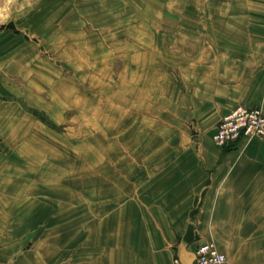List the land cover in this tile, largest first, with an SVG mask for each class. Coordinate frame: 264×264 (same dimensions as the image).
<instances>
[{
    "label": "crops",
    "instance_id": "0c3cea01",
    "mask_svg": "<svg viewBox=\"0 0 264 264\" xmlns=\"http://www.w3.org/2000/svg\"><path fill=\"white\" fill-rule=\"evenodd\" d=\"M69 2L0 0V264H53L56 258L39 254V221L63 213L68 220H100L99 264H172L182 245L196 255L204 244H214L232 264H264V140L229 150L214 143L218 124L234 109L264 110V0L229 5L244 13L238 21L209 16L206 25L217 29L223 22L231 34L202 38L212 46L180 62L182 87H164V104L180 116L149 120L146 160L132 170L130 194L120 178L98 185L89 178L82 201L76 180H60L50 164L59 149L42 142L44 127L34 115L44 92L53 102L59 98L55 59L73 68L77 56L91 59L70 47L60 53L59 36L39 37V28L75 24L61 20ZM45 44L55 50L49 54ZM134 60L133 69L143 70L140 54ZM133 139L140 150V137ZM53 194L67 196L66 204ZM46 232L74 235L70 227ZM88 259L84 264H92Z\"/></svg>",
    "mask_w": 264,
    "mask_h": 264
},
{
    "label": "rangeland",
    "instance_id": "374dc122",
    "mask_svg": "<svg viewBox=\"0 0 264 264\" xmlns=\"http://www.w3.org/2000/svg\"><path fill=\"white\" fill-rule=\"evenodd\" d=\"M69 3V12H61V20L75 24L39 28V37L51 42L52 37L59 36L64 41L58 45L60 53L70 47L77 55L85 53L91 59L77 56L72 61L74 68L68 66L67 60L53 61L61 71L59 98L53 102L48 97L50 93L44 92V106L39 108V115L46 120L45 123L39 119L44 127L39 130L43 131L42 142L59 149V155L49 158L50 164L58 167L60 180H76L80 201L89 178L97 181L96 185L100 180L115 182L120 178L128 194L133 168L146 160L149 120L162 123L170 116H180L178 108L164 104V87H182L180 62L190 59L197 48L212 46L204 44L202 38L231 34L220 21L243 19L242 11L229 7L243 4V0H70ZM186 4L189 6L184 11ZM212 6L221 8L210 11ZM213 15L215 20L221 19L220 28L206 25ZM232 31L235 35L237 29ZM55 46L45 44V51L50 54ZM138 54L143 60V70L133 69V59ZM138 136L140 150L133 149V137ZM51 196L65 204L68 200L64 194ZM63 215L66 217L59 220L39 221V254L44 253L50 260L56 258L53 264H84L88 257L92 264H99L100 220L87 222L79 217L68 220L67 214ZM68 227L74 235L46 234L51 229ZM42 229L44 233L40 234ZM160 255L163 258L164 254ZM172 264H178L174 254Z\"/></svg>",
    "mask_w": 264,
    "mask_h": 264
},
{
    "label": "built area",
    "instance_id": "2783aa9c",
    "mask_svg": "<svg viewBox=\"0 0 264 264\" xmlns=\"http://www.w3.org/2000/svg\"><path fill=\"white\" fill-rule=\"evenodd\" d=\"M0 25V32H1ZM264 138V110L238 107L225 115L216 128L215 145L222 150L239 148L254 139ZM179 264V262L177 261ZM195 264H232L214 244H204L196 251Z\"/></svg>",
    "mask_w": 264,
    "mask_h": 264
},
{
    "label": "water",
    "instance_id": "95a60500",
    "mask_svg": "<svg viewBox=\"0 0 264 264\" xmlns=\"http://www.w3.org/2000/svg\"><path fill=\"white\" fill-rule=\"evenodd\" d=\"M179 264H195L196 255L187 252V247L182 245L179 250Z\"/></svg>",
    "mask_w": 264,
    "mask_h": 264
},
{
    "label": "trees",
    "instance_id": "16d2710c",
    "mask_svg": "<svg viewBox=\"0 0 264 264\" xmlns=\"http://www.w3.org/2000/svg\"><path fill=\"white\" fill-rule=\"evenodd\" d=\"M34 115L36 116V117H38L40 120H42L43 122H45L46 123V120L45 119H43L40 115H39V113L38 112H34Z\"/></svg>",
    "mask_w": 264,
    "mask_h": 264
},
{
    "label": "bare ground",
    "instance_id": "6f19581e",
    "mask_svg": "<svg viewBox=\"0 0 264 264\" xmlns=\"http://www.w3.org/2000/svg\"><path fill=\"white\" fill-rule=\"evenodd\" d=\"M142 43V42H141ZM141 45V44H140ZM132 83V82H131ZM102 86V85H101ZM116 87V86H115ZM128 87V86H127Z\"/></svg>",
    "mask_w": 264,
    "mask_h": 264
}]
</instances>
